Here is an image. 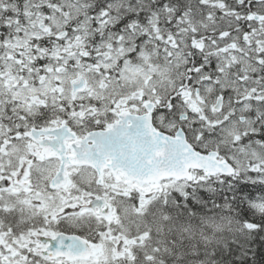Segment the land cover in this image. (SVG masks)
<instances>
[{
  "label": "snow or ice",
  "instance_id": "obj_1",
  "mask_svg": "<svg viewBox=\"0 0 264 264\" xmlns=\"http://www.w3.org/2000/svg\"><path fill=\"white\" fill-rule=\"evenodd\" d=\"M0 264H264V0H0Z\"/></svg>",
  "mask_w": 264,
  "mask_h": 264
}]
</instances>
